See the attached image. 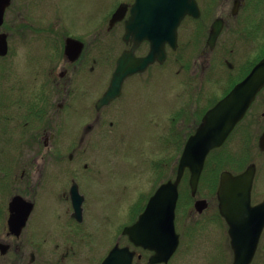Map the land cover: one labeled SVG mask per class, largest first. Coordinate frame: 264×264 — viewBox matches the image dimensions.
I'll return each instance as SVG.
<instances>
[{"label": "flooded vegetation", "instance_id": "af4514ba", "mask_svg": "<svg viewBox=\"0 0 264 264\" xmlns=\"http://www.w3.org/2000/svg\"><path fill=\"white\" fill-rule=\"evenodd\" d=\"M54 1L53 7L48 11L49 17L46 22L42 20L38 26L28 27L33 31L31 32L33 35L22 30L24 25L18 27L23 44L29 37H33L31 42L28 41L26 49L29 52L27 51V57L22 65L20 61L23 56L18 58V54L15 53L16 45L10 43L12 33L7 24V15L13 0H8L0 25V34L5 36L6 41V51L0 55V264H78L79 260L83 261V264H101L114 246L129 248V251L133 252L132 264H151L149 260L154 252L136 246L127 235L123 234L124 227L135 220L118 229V240L108 248L104 239L101 240L104 229H100L101 224L97 222L99 226L94 232L98 236L93 238L90 248L88 241L91 237L86 227L92 219L86 217L83 191L89 188L93 191L96 187L101 188V182L95 186L96 179L100 176L89 175L91 172L87 171L77 173L75 170L73 174L68 169L58 170V166L64 160L60 150L69 149L75 144L82 145L87 135L93 132L96 138L103 141V133L97 130L105 122L104 114L106 118L110 117L108 126L111 130L116 125L113 119L117 116L119 120H123L133 114L136 117V124H140L143 123L144 116L157 110V104L152 101L150 103L152 110L135 109L134 104L137 100H141L140 94L145 97L147 93L143 94L142 91L145 90L141 89L143 86L139 84L138 78L145 77L153 67H164L169 54L179 50L180 29L185 22L196 24L197 26L194 27L206 31L208 27L206 42L192 40L188 43L193 49H200V55H206V48L211 53L216 51L218 39L230 22L234 24L233 35L240 44H244L242 50H246L247 55L254 50L262 51L253 61L239 65L236 63L239 53L233 55L238 45L234 41H229L232 47L221 58L224 57L223 59L226 60L225 66L228 72L226 77H237L231 82L230 88H232L264 58V0H232L229 11L225 14H217L208 23L202 20L204 10L201 4L199 5L200 0H196L199 15L197 17L186 15L180 21L175 46L165 41L161 47L164 51L162 62L156 59L144 71L126 76L121 84L120 94L99 108L96 107V103L109 87L118 59L128 52L137 58L144 57L150 49L148 40L135 43L132 37L125 38V21L130 15V7L134 0H118L109 10L105 9V0ZM120 5L125 7L124 15L121 19L112 21L113 13ZM93 7L94 9H91ZM217 20L221 21L222 29L211 47L208 44L209 32L212 24ZM90 28L99 35L103 33L114 36L112 43L103 47L106 51L96 54L98 58L87 54V46L93 45L94 48H98L97 42L90 41ZM196 58L189 59L192 62L191 70L194 69ZM90 61L92 64L88 67ZM11 65L18 67L20 72L6 73ZM220 65L215 59V62L210 64L213 70L211 73L217 74ZM111 66L113 69L110 77H105ZM95 67L98 73L94 75L92 72ZM10 77H18V79H9ZM74 79L77 80L76 84ZM92 89L97 92V98L91 109L85 103ZM226 93L227 91L206 106L190 111L191 119L187 118L188 113L186 114L185 110L188 105L183 102L185 107L179 109L180 114L188 121L191 120L187 124H191L192 127L184 142L198 127L205 112ZM263 98L264 86L257 92L244 116L237 122L225 142L210 152H214L210 158L214 156L212 161L217 165L221 163L220 154L224 147L227 151L225 159L231 158L236 148L241 149L243 158L239 163H234L233 167L225 169L233 175L242 173L251 164L255 166L250 206L264 202V168L259 163L261 158L264 159V149L260 148L264 123L260 133L254 136L255 141L249 132L252 116L255 118L252 111H256L257 104ZM116 103L118 104L115 107ZM113 105L114 112H108ZM260 117L264 120V111L260 113ZM80 119L92 121L89 124V120L81 127L83 134L77 142L71 134L73 124ZM184 142H180V145ZM73 157L81 162L86 155L68 154L69 160L72 161ZM87 166L84 163L80 167L86 170ZM221 171L211 175L213 184L206 187L209 196L200 195L199 187L203 173L201 174L196 194L192 196L190 193L194 207L192 209L189 206L192 217L174 221L178 239L175 251L167 262L155 264H184V260L192 259L191 255L194 254H197L194 258L204 256L206 264H235V249L240 250L244 255L250 248H253V253L247 264H264V224L259 231L253 219L236 218L238 223L233 226L219 213L216 191ZM75 190L83 197L80 218L74 216L72 205L71 194ZM197 200L205 201L202 210L195 207ZM11 205L19 211L16 212L14 209L11 212ZM256 237V243L251 246V241Z\"/></svg>", "mask_w": 264, "mask_h": 264}, {"label": "rangeland", "instance_id": "374dc122", "mask_svg": "<svg viewBox=\"0 0 264 264\" xmlns=\"http://www.w3.org/2000/svg\"><path fill=\"white\" fill-rule=\"evenodd\" d=\"M13 1V5L10 7L7 15V24L10 26L9 29L12 33L10 43H15L13 46L16 45L14 50L18 54V58L23 56L20 61L22 65L24 64L22 62L25 60V57H27L28 49L26 47L28 46V41L31 42L33 37H29L24 41L25 44H23L20 39L22 34L19 35L18 27H23L24 25L23 31L28 33L33 32L28 27H36L41 24L42 20L46 22V19L49 17L48 11L53 7L55 1ZM104 2L106 5L105 9L109 10L118 0H105ZM200 4L204 10L202 20L208 23L217 14H225L226 11H229L232 0H200ZM91 9H94V7ZM194 26L197 25L191 22H185L184 26H182L179 37V50L169 54L164 67H153L145 74V77L138 78L139 84L143 86L141 89L145 90L142 91L143 94L147 92L149 96H147V93L145 97L140 94L141 97L139 98L141 100L136 101L134 104L135 109L152 110L151 101L157 104V110L149 113L142 119L144 124H136V117L133 114L128 117L126 116V119L123 120H119L117 116L116 119H113L116 125L110 130L108 126L110 117L106 118L104 114L105 122L97 130V132L101 131L103 133V141L100 138H96L94 136L95 132H93L87 135V139L82 145L75 144L69 149L63 148L60 150V153L64 155V160L60 163L61 166H58V170L68 169L73 174H75V170L77 173L87 171L91 172L89 175L100 176L99 180L96 179L95 186L101 182V188L96 187L95 191L92 188L83 191L85 193L84 209L87 214L86 217L92 219L86 227L91 237L88 241L90 242V248H92L93 238L98 236L94 232L99 226L97 222L101 224L99 228L104 229L103 237L101 233V240L102 238L104 239L106 248L111 247L114 241L118 240V229L136 219L137 215L144 208L148 197L161 182L174 177L182 147L180 142H184L186 135L191 130L190 128H192L190 127L191 124H187L191 121L190 111H196L211 103L215 98L220 97L228 90L231 82L237 79V77H226V74H228L225 66L226 60L223 59L224 57L221 58L232 47V43H229V41H234L238 45V48L234 49L233 55L234 53H239L236 62L239 65L247 61H253L262 52L261 50H254L253 53L247 55L246 50H242L244 44H240L237 37L233 35L234 24L230 22L229 26L218 39L216 51L211 53L206 48V55H200L199 52L201 50L193 49L188 43L192 40L206 42L208 27L206 31ZM92 30V28L89 30L90 41L91 43L93 41L97 42L98 48H94L93 45L87 46V54L88 56L97 57V53L106 51V48L103 47H105V44L112 43L114 36L109 34L104 35L103 33L99 35V33ZM31 35L33 34L31 33ZM242 57L247 58L243 59ZM195 58L197 61L194 69L191 70L190 65L192 62L189 59ZM215 59L221 65L219 66L218 73L212 74L213 70L210 68V64L215 62ZM222 59L223 62L220 63ZM90 64H92L91 61L88 67ZM112 69L113 66H111L109 71L107 70L105 77H110ZM13 72L19 73L20 71L18 67L11 65L6 73L12 74ZM92 73L94 75L98 73L96 67ZM12 78L14 80L18 79V77H10L9 79ZM74 83L76 84L77 80L74 79ZM96 98L97 92L94 89L90 90V96L85 105L90 106L92 109ZM183 102L188 105L187 109L189 111L185 110L186 114L188 113L187 118L190 117L189 121L185 116L182 117L180 114L179 109L184 106ZM117 104H115V107ZM257 105L256 111H252L255 118L252 116V124L249 127L253 140L254 136L260 133L264 123L263 118L260 117V113L264 111V98ZM115 107L113 105L108 112H114ZM89 120L90 124L91 119H80L77 123L73 124V133L71 135L75 137L77 142L80 135L83 134L81 127L87 124ZM231 146L233 147L232 144ZM236 150L233 152L231 158L225 159L227 151L226 147H224L220 154L221 163L217 165H214L215 163L212 161L214 156L210 158L209 167L204 173L199 187L201 196H209L206 187L213 184L211 175L218 172L220 165L223 168L221 167L219 170H225L227 167H233L234 163H239L240 159L243 158L242 150H238V148ZM42 151L44 152V150ZM70 153L85 154L86 157L82 159L84 162L77 161L74 157L72 161L69 160L68 154ZM261 159L259 163L264 168V159ZM84 163L88 165L86 170L80 167ZM189 206L194 209L187 184V176L185 175L182 184L179 186L175 219L192 217L189 212ZM48 243L51 244V241L48 240ZM195 255L197 254L191 255L192 259L190 260L185 259L184 264H206L204 256L201 255L194 258ZM78 264H83V261L79 260Z\"/></svg>", "mask_w": 264, "mask_h": 264}, {"label": "water", "instance_id": "95a60500", "mask_svg": "<svg viewBox=\"0 0 264 264\" xmlns=\"http://www.w3.org/2000/svg\"><path fill=\"white\" fill-rule=\"evenodd\" d=\"M7 5L8 0H0V25ZM124 11L125 7L120 5L113 13L112 21L121 19ZM186 15L195 17L199 15L196 0H134L130 7V15L125 21V38L132 37L135 43L148 40L150 42L149 52L139 58L128 52L118 59L110 85L98 99L97 108L108 104L120 94L121 84L126 76L144 71L156 59L162 62L164 59V51L161 48L163 43L168 41L172 46H175L178 25ZM221 29L220 20L212 24L208 37V44L211 47ZM5 51V36L0 34V55ZM263 86L264 58L252 68L244 79L236 83L224 97L205 112L200 124L183 146L174 179H169L158 185L148 197L144 209L139 213L136 221L124 227L123 234L127 235L132 243L154 252L149 263L167 262L178 244L174 227L175 209L179 196V184L185 170L189 172L188 184L191 195L194 196L206 156L212 149L220 147L224 143ZM260 148L264 149V135L260 140ZM254 171L253 164L238 175L222 171L216 195L219 213L231 225H237L236 218L241 220L251 218L260 231L264 224V202L250 206ZM71 196L74 216L80 218L83 197L77 190L73 191ZM204 204V200H197L195 207L202 210ZM14 209L16 212L19 211L14 205H11V212ZM28 212L29 210H27ZM256 239L257 237L251 241V246H254ZM252 253L253 248L248 249L244 255L240 250L235 249V264H247ZM132 258L133 252H130L129 248L114 246L101 264H132Z\"/></svg>", "mask_w": 264, "mask_h": 264}, {"label": "trees", "instance_id": "16d2710c", "mask_svg": "<svg viewBox=\"0 0 264 264\" xmlns=\"http://www.w3.org/2000/svg\"><path fill=\"white\" fill-rule=\"evenodd\" d=\"M212 154H214V152H212V153H210V156L212 155ZM210 156H209V158H210ZM208 161L206 162V167H205V172L207 171V168L209 167V163H210V161H209V159H207ZM222 166L220 165V167L218 168V172L220 171L219 169L221 168ZM223 168V167H222Z\"/></svg>", "mask_w": 264, "mask_h": 264}]
</instances>
